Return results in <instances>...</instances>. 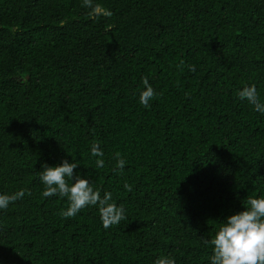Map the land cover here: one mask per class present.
<instances>
[{
	"label": "trees",
	"instance_id": "obj_1",
	"mask_svg": "<svg viewBox=\"0 0 264 264\" xmlns=\"http://www.w3.org/2000/svg\"><path fill=\"white\" fill-rule=\"evenodd\" d=\"M253 84L264 101V0H0V194L25 192L0 211V264H209L264 197V115L236 95ZM72 159L118 225L41 195V166Z\"/></svg>",
	"mask_w": 264,
	"mask_h": 264
},
{
	"label": "clouds",
	"instance_id": "obj_2",
	"mask_svg": "<svg viewBox=\"0 0 264 264\" xmlns=\"http://www.w3.org/2000/svg\"><path fill=\"white\" fill-rule=\"evenodd\" d=\"M84 6H90V0H84ZM190 71H195L191 67ZM144 90L139 94V103L145 108L156 93L147 79L143 81ZM237 98L247 101L253 106V110L264 115V101H261L256 86L248 85L238 90ZM91 155L97 157L96 168L104 166L102 159L104 153L98 143L90 148ZM117 167L123 169L125 160L116 154ZM79 163L62 160L55 166L43 164L42 171H39V180L44 185L41 195L44 198L57 196L66 198L68 207L61 211L65 219L76 216L82 209L96 207L100 213L102 227L108 229L118 225L125 219L123 205H117L112 201V194L105 191L101 196L95 191L92 182L80 173H74ZM127 191H131V185L124 184ZM24 191L14 194H0V211L6 210L9 205L18 199H22ZM212 255L209 257V264H264V197H249L243 210L227 216L211 240ZM155 264H175L170 258L157 259Z\"/></svg>",
	"mask_w": 264,
	"mask_h": 264
}]
</instances>
